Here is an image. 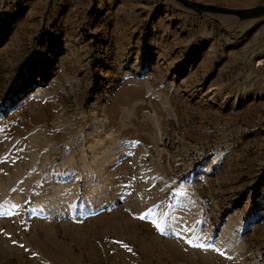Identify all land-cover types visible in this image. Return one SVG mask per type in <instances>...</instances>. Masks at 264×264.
I'll return each instance as SVG.
<instances>
[{"label":"rangeland","instance_id":"rangeland-1","mask_svg":"<svg viewBox=\"0 0 264 264\" xmlns=\"http://www.w3.org/2000/svg\"><path fill=\"white\" fill-rule=\"evenodd\" d=\"M0 264H264V16L0 0Z\"/></svg>","mask_w":264,"mask_h":264},{"label":"water","instance_id":"water-1","mask_svg":"<svg viewBox=\"0 0 264 264\" xmlns=\"http://www.w3.org/2000/svg\"><path fill=\"white\" fill-rule=\"evenodd\" d=\"M175 1V0H174ZM186 9L192 10L198 14H214L228 16L235 20H249V19H258L259 17L264 16V5L256 6L246 9H229L216 5L202 4L194 2L192 0H176Z\"/></svg>","mask_w":264,"mask_h":264},{"label":"snow or ice","instance_id":"snow-or-ice-1","mask_svg":"<svg viewBox=\"0 0 264 264\" xmlns=\"http://www.w3.org/2000/svg\"><path fill=\"white\" fill-rule=\"evenodd\" d=\"M139 218H140V219H144V216H140ZM21 246H22V245H21ZM124 247L127 248L128 245L125 244ZM200 247H203V245H200ZM129 251H131V249H129Z\"/></svg>","mask_w":264,"mask_h":264}]
</instances>
